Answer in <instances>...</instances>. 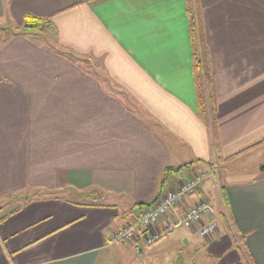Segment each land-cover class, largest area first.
<instances>
[{
  "label": "crops",
  "instance_id": "crops-1",
  "mask_svg": "<svg viewBox=\"0 0 264 264\" xmlns=\"http://www.w3.org/2000/svg\"><path fill=\"white\" fill-rule=\"evenodd\" d=\"M196 6L224 176L172 218L206 198L202 222L216 231L204 239L179 226L152 245L112 243L144 209L136 204L217 160L197 111ZM26 17L39 26L24 27ZM263 162L264 0H0V198L31 191L0 213V264L160 262L182 240L204 255L199 264H264Z\"/></svg>",
  "mask_w": 264,
  "mask_h": 264
},
{
  "label": "built area",
  "instance_id": "built-area-1",
  "mask_svg": "<svg viewBox=\"0 0 264 264\" xmlns=\"http://www.w3.org/2000/svg\"><path fill=\"white\" fill-rule=\"evenodd\" d=\"M215 167L214 165L209 169L212 171H193L189 176L178 180L171 188L164 190L152 205L141 210L130 222L114 231L110 242L124 243L140 238L141 242L148 246L179 226L198 227V234L204 239L213 235L217 223L213 219L202 222L211 210L210 203L205 198H198L178 217L172 218V214L186 196L195 194L205 180L216 176Z\"/></svg>",
  "mask_w": 264,
  "mask_h": 264
},
{
  "label": "trees",
  "instance_id": "trees-1",
  "mask_svg": "<svg viewBox=\"0 0 264 264\" xmlns=\"http://www.w3.org/2000/svg\"><path fill=\"white\" fill-rule=\"evenodd\" d=\"M190 16V27H191V36H192V67L196 88V98H197V111L199 117L207 124H209L212 130V137L214 141V146L217 152V160L221 161V156L219 154V146L217 133L215 128V111H216V103H215V89H214V76L209 65L208 61V52L205 45V42L202 38L201 32V22H200V9L196 6V10L189 9ZM40 21L36 19H31L30 17H26L24 22V27L32 28L39 26ZM183 166V165H182ZM181 166L177 168H168L164 171V174L169 173L171 170L175 172L179 170ZM260 175L264 176V162L258 167ZM161 190L158 191V194L154 199L149 202L136 204L137 208H146L152 205L161 194ZM220 196L225 208H227V201L225 197V192L223 187H220Z\"/></svg>",
  "mask_w": 264,
  "mask_h": 264
},
{
  "label": "rangeland",
  "instance_id": "rangeland-1",
  "mask_svg": "<svg viewBox=\"0 0 264 264\" xmlns=\"http://www.w3.org/2000/svg\"><path fill=\"white\" fill-rule=\"evenodd\" d=\"M215 167V171H217L216 176L213 178H209L211 179H215L218 183V185H221L222 183V179L224 176V167L221 166V164L219 162H217V160L215 159V161L213 163H210L208 166L206 167H202L199 169H211L213 166ZM227 170V169H226ZM229 171H233L232 169H228ZM212 171V170H209ZM252 172V171H251ZM31 191H22L19 192L17 194H9L6 195L2 198H0V213L4 212V211H8L12 208H15L20 202H23L24 200L30 198V193ZM206 199V198H205ZM208 200V199H206ZM213 202V199H212ZM214 206V210L216 212H218V205L216 203L213 204ZM164 221V220H163ZM198 241L199 244L201 245V239L198 237ZM168 243L167 240H163L160 243L164 244V243ZM182 244L179 245V247H167L165 250H163L161 253H159V258H160V262H151V259L149 256L151 255H145L148 256L147 259L143 258V256L139 255L136 256L135 258L131 259L129 258L128 263L129 264H199L202 263V261L205 262V260L203 259L204 255H193L192 252V248H194L195 244L193 245H186L185 241L182 240L181 241ZM168 245V244H165ZM146 250V249H145ZM200 251H202V249H199ZM179 252V253H178ZM144 254H148V253H144ZM152 257V256H151ZM207 259V258H206ZM209 263V260H206ZM212 261V259L210 260ZM131 262V263H130Z\"/></svg>",
  "mask_w": 264,
  "mask_h": 264
}]
</instances>
